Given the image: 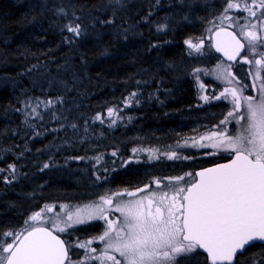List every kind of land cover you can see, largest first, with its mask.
Segmentation results:
<instances>
[{"label":"trees","instance_id":"trees-1","mask_svg":"<svg viewBox=\"0 0 264 264\" xmlns=\"http://www.w3.org/2000/svg\"><path fill=\"white\" fill-rule=\"evenodd\" d=\"M219 4L0 0V233L21 232L47 205L87 200L103 188L135 190L172 174L171 167L187 169L186 161L121 164L131 148L174 143L223 112L221 101L208 109L194 106L193 65L185 43L203 33ZM162 24L167 28L158 31ZM69 25H79L82 35L75 37ZM48 101L52 104L45 107ZM108 108L119 115L108 117ZM98 114L103 122L95 119ZM96 154L103 156L99 164L92 158ZM228 157L196 158V168ZM45 163L50 167L43 168ZM10 165L16 167L14 180ZM97 227L86 224L74 232L84 239L97 234ZM62 237L75 257L73 237ZM10 240L0 236V244ZM195 256L197 264H207L204 254ZM235 260L261 264L264 244L255 243Z\"/></svg>","mask_w":264,"mask_h":264},{"label":"snow or ice","instance_id":"snow-or-ice-1","mask_svg":"<svg viewBox=\"0 0 264 264\" xmlns=\"http://www.w3.org/2000/svg\"><path fill=\"white\" fill-rule=\"evenodd\" d=\"M241 8L248 13V17L255 18V22L250 20L248 24L241 25V34L237 36L235 32L227 31L220 25L224 20L232 19L227 15L229 10ZM257 9L260 10L259 16ZM217 19L220 25L209 21L217 29L216 50L231 61L236 60L244 50L253 57L259 56L258 59H249L245 55L243 60L259 66L255 75L260 78V69H264V0H251V3L246 0L243 5L238 0H226L222 16ZM166 28L167 25L162 24L157 30L163 31ZM67 30L75 37L82 35L79 25H69ZM222 35L228 39L221 40ZM185 43L199 53L204 41L198 39L194 43L192 39H188ZM217 67L223 74L218 78L228 86L219 95H203L201 99L204 102L210 99L230 101L232 109L220 121V125L224 127L221 129L217 125V130L201 136L199 140L193 139L191 145L187 140L183 145L178 142L177 148H212L230 153L233 159L229 163L196 173L198 179L184 186L180 182L185 177L176 176L154 178L151 185L145 184L142 188L131 191L120 189L105 192L92 204L67 212L63 221L54 220L50 228L59 232L92 220L105 222L107 227L104 232L93 238L103 242V250L99 255H87V260L95 259L100 264H176L178 257L204 250L211 264H232L238 252L242 254L246 247L253 246L257 241L264 242V82L259 85V98L245 96L243 87L247 86H232L235 77L229 68L220 65ZM200 71L195 70L197 73ZM261 79L264 81V78ZM200 87L205 86L201 83ZM136 95L134 92L131 97ZM131 97L126 101V106L131 103ZM51 104L52 101H48L45 107ZM32 113L39 115L35 108ZM118 115L117 109H107L108 117ZM95 119L103 122L100 114ZM115 123L116 120H111L112 125ZM231 123L240 125L233 134H229L227 129V125ZM71 127L77 126L73 124ZM132 151L135 153L140 150ZM148 151L149 159H160L161 155L168 160L190 159L176 150L160 155H157L159 150ZM111 155L115 157L117 152H112ZM94 159L99 164L103 156ZM131 162L132 160H125L121 167ZM49 167L48 163L43 165L45 169ZM9 171L12 173L11 180L16 179L15 165H10ZM103 171L108 172L109 169L104 168ZM96 179L100 180L101 177L97 175ZM11 180L7 182L11 183ZM152 185H155L156 190H151ZM54 207L45 206L34 212L29 221H25L28 228L19 233H0V236L11 239V242L0 244V264H65L68 260L65 241L54 235L49 227L37 226L45 222L46 213L51 212ZM110 213H119V216L110 218ZM61 223L63 227L60 226ZM91 243V240L85 241L79 247L88 248ZM90 252L96 253L97 249L91 248Z\"/></svg>","mask_w":264,"mask_h":264},{"label":"rangeland","instance_id":"rangeland-1","mask_svg":"<svg viewBox=\"0 0 264 264\" xmlns=\"http://www.w3.org/2000/svg\"><path fill=\"white\" fill-rule=\"evenodd\" d=\"M220 1V9L218 12H216V14L212 17V19L210 21H214L216 24L220 25V21L217 19L218 17L222 16L223 13V9L226 7V0H219ZM239 3H241L242 5L246 2V0H238ZM248 3H251V0H247ZM227 15L231 16L232 19L231 20H224L223 24L220 26H230L233 29H235L238 33V35L240 36L241 34V29L240 26L244 25V24H248L249 21L251 20V22H255V18H250L248 17V13L246 11L243 10V8L241 9H232L229 10V12L227 13ZM260 15V10L257 9V16ZM209 29H211V31H209ZM213 29H215V27L212 26V24L208 23L206 24L203 33L201 32V34H199L198 36H196L195 39H193V42H197L198 39H203L204 43H203V47L201 52L196 53L194 52L192 49H190L187 46V53L191 56V62L190 64L193 65L190 68V78H191V83L193 85V87L195 88V93H194V97H197V100H199V104L198 102H196V104L194 105L195 107H206L204 109H208L209 107L213 106L215 103L221 101L222 103H224L225 108L223 110V112H220V115H218V117H215L214 121H211L212 123H210L208 126H200L201 130L197 131V133L194 134H190L187 136H183L179 139H177L174 143H169V144H163V145H155L152 144L150 145V147H133L131 149H139L140 151H137L135 153H133V151H131V153L129 154V156L126 157V160H135V161H141L142 159H145L147 161H152L155 160L156 163L162 164L163 161H167L170 163H176V162H182V161H186L185 164H188L187 169L183 170L181 168V166H179L180 168L174 170L173 167H171V172L172 174H167L165 177H176V176H184L185 180L180 182L181 186H184L186 183H191L193 178H194V171L198 168H196V165H198V161L196 158L199 159V157H206V158H217V157H222V156H230L231 154L228 152H224V151H217L215 149L212 148H197V147H191V146H187V147H183V148H177V144L178 142L183 145L184 141L187 140L188 144L191 145L192 144V140H199V138L201 136H206L209 133H211L213 130H217L216 126L220 125V121H222L227 112L230 111L232 109V104L230 103V101L228 100H212L210 99L208 102H204L201 99V96L203 95H208L209 97H212L213 95H219L220 92L223 91V89L225 87H227L228 85L220 78H218V76H222L223 74L221 72H219L218 70V65L225 67V68H229V71L233 74V76L235 77V81L233 82L232 86L241 88L243 86H247V87H243V94L245 96H255L257 98H259L260 96V89H259V85L261 84L262 81L261 78H264V69H260V78H258L255 73L257 72V69L259 66L255 65V64H248L243 60V57L245 55H248L249 59H258L260 58L259 56L253 57L251 54H249L247 52V50H244L245 52L243 53V55L241 56V58L238 60L237 64H232V63H227L225 62L222 58H220L219 56H217L215 53H213L212 49H211V41H210V34L213 31ZM264 50V49H262ZM230 66V67H229ZM196 69H200L201 71L199 73L195 72ZM198 77V78H197ZM236 81H238L239 83L237 84ZM201 83L205 86L204 88H201L200 85ZM255 85V86H253ZM152 96V94L150 95ZM209 105V106H208ZM243 111V109H242ZM204 120H205V116H204ZM244 122L242 121L241 124H243ZM224 126L220 125V128L222 129ZM240 128V125H237L235 123H231L227 125V129L229 134H233L237 129ZM208 141H204V143H207ZM159 150L157 152V155H160L163 152H167V151H172V150H176L178 151L181 155L185 156V157H190V159H183V160H168L165 157H163L161 155L160 159H149V155L150 152L148 150ZM209 153H215V154H209ZM99 155H95L93 156V161L95 162V157H97ZM91 161V160H90ZM162 161V162H161ZM173 165V164H172ZM191 165V167L189 166ZM87 166V165H84ZM88 170V168L86 169ZM187 173H191V176H187ZM163 176H158L157 178L163 179L165 178ZM151 185V183H150ZM97 186V185H96ZM94 186V187H96ZM107 189L103 188L102 191L104 193L93 196V198H89V199H85V200H76L73 202H62L60 204L54 205L55 207L53 208V210L51 212H47L46 213V219L45 222H43L42 224H39L37 226L40 225H47V226H51L52 222L54 220H60L63 221V219L65 218V215L67 212H72L75 211L76 208L80 207L82 208L84 205H89L92 204L94 201H97L100 195L105 194V192H109L106 191ZM151 190H156L155 189V185L151 186ZM133 199L132 197H124V199ZM47 206H52V204L47 205ZM67 206V207H65ZM45 208V207H44ZM43 209V208H42ZM40 211V210H39ZM112 215L115 216H119V213H110V218L113 217ZM29 221V218H28ZM98 222V226H99V233L95 234V235H91L89 237H86L84 239H78L74 229L78 226L81 225H86L87 223H97ZM30 223H34V222H30ZM85 224H81V225H76L73 228L68 229L65 232H59L57 229H53L56 232L65 235V236H72L73 238L71 239L70 244V248L73 250V253L75 255V257L71 258L70 257V262L68 264H100L99 261L95 260V259H91V260H87L86 256L87 255H99L100 252L103 250V242L99 241V240H95L93 239L94 237H98L99 235H101L104 230L106 229L107 225L105 224V222L103 220H92L89 221ZM61 227H63V223L60 224ZM26 227L28 228V225H26ZM91 240L92 243L88 246V248H80L79 244L85 241H89ZM11 242V240L9 241ZM91 248H96L97 252L96 253H91L90 249ZM198 252V250H197ZM190 254L188 256H181L177 258V262L176 264H197V258H196V253ZM118 256V254H117ZM119 258V257H118ZM208 264V263H207Z\"/></svg>","mask_w":264,"mask_h":264},{"label":"water","instance_id":"water-1","mask_svg":"<svg viewBox=\"0 0 264 264\" xmlns=\"http://www.w3.org/2000/svg\"><path fill=\"white\" fill-rule=\"evenodd\" d=\"M222 27H224L227 31L235 32V33L237 34L236 30L233 29V28L230 27V26H228V27H226V26H222ZM216 30H217L216 28L213 29V31H212L211 34H210L211 49H212L213 53H215L216 55H218L220 58H222V59H223L225 62H227V63L237 64L238 60L241 58V56L243 55V53H244L245 51H242L241 54H240V56H238V57L236 58V60H234V61L228 60V58H227L222 52L217 51L216 48H215V43H216V39H217V37L215 36V32H216ZM237 36H239V35L237 34ZM220 39H221V40H226V39H228V38L222 35V36L220 37ZM242 42H244V41L242 40ZM231 159H233L232 155H231L230 158H228V159H226V160H222L221 162H216V163L210 164L209 166L201 167V168L195 170V180L198 179V177L196 176V173H198V172H200V171H202V170H204V169H207V168H213V167H215V166H217V165H219V164H226V163H229V162L231 161ZM195 180H194V181H195ZM40 226L47 227V226H45V225H40ZM50 230H52V229H50ZM52 231H53V230H52ZM53 234L59 236L60 239L64 240V238H62L58 233H56V232L53 231ZM64 241H65V240H64ZM256 243H258V244H260V243H261V244H264V242H259V241H257ZM65 245H66V247H67V244H66V243H65ZM247 248H248V247H246V249H247ZM246 249H245V250H246ZM245 250L243 251V253L245 252ZM198 252L201 253V254H204L205 257H206V261H207V263H208V264H211V260L209 259L208 254H207L204 250H198ZM239 254H241V253L238 252L237 255H239ZM236 258H237V256H236ZM236 258H235V259H236ZM68 259H69V256H68ZM67 262H68V260L65 261V264H67ZM235 262H236V260H234V261L232 262V264H235Z\"/></svg>","mask_w":264,"mask_h":264},{"label":"flooded vegetation","instance_id":"flooded-vegetation-1","mask_svg":"<svg viewBox=\"0 0 264 264\" xmlns=\"http://www.w3.org/2000/svg\"><path fill=\"white\" fill-rule=\"evenodd\" d=\"M195 98V103H194V105L196 104V102H198V104H199V100H197V97H194ZM209 106V105H208ZM200 131V130H199ZM187 136V135H186ZM185 137V136H184ZM158 176H156L155 178H157ZM195 177V176H194ZM193 180H194V178H193ZM193 180H192V182H193ZM129 199V198H128ZM116 214V213H115ZM113 217L115 216V215H112ZM87 224H96L97 226H98V222L97 223H87ZM81 226H83V225H81ZM97 234L99 233V226L97 227Z\"/></svg>","mask_w":264,"mask_h":264}]
</instances>
